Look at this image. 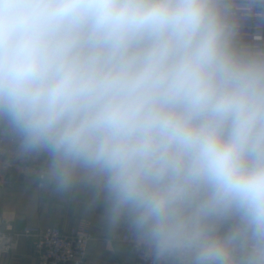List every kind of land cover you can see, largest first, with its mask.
Instances as JSON below:
<instances>
[{"label":"clouds","instance_id":"9594fccd","mask_svg":"<svg viewBox=\"0 0 264 264\" xmlns=\"http://www.w3.org/2000/svg\"><path fill=\"white\" fill-rule=\"evenodd\" d=\"M230 7L0 0V125L160 264H264V51Z\"/></svg>","mask_w":264,"mask_h":264},{"label":"built area","instance_id":"2783aa9c","mask_svg":"<svg viewBox=\"0 0 264 264\" xmlns=\"http://www.w3.org/2000/svg\"><path fill=\"white\" fill-rule=\"evenodd\" d=\"M229 20L235 25L232 43L238 50L264 51V0H226ZM46 153L24 154L18 141L0 125V188L16 185L20 179L34 177L40 189L48 167ZM31 240L38 264H85L90 242L95 238L88 222L65 231L59 226H25L14 229L8 215L0 213V253L15 251L20 238ZM111 240L130 245L137 264H160L138 241L134 231L115 233Z\"/></svg>","mask_w":264,"mask_h":264},{"label":"crops","instance_id":"0c3cea01","mask_svg":"<svg viewBox=\"0 0 264 264\" xmlns=\"http://www.w3.org/2000/svg\"><path fill=\"white\" fill-rule=\"evenodd\" d=\"M104 194L95 185L80 181L67 191L46 182L40 189L34 177L0 188V213L8 215L14 229L25 226H59L68 231L88 222L95 238L90 242L85 264H137L130 245L111 240L115 233L132 229L126 220L112 225L105 214ZM0 264H38L32 242L20 238L11 253H0Z\"/></svg>","mask_w":264,"mask_h":264}]
</instances>
